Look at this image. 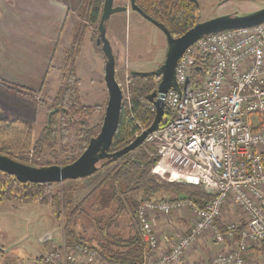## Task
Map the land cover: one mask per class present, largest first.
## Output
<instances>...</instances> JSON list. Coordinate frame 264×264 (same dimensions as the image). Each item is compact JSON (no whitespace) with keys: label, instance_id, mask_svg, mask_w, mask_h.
I'll list each match as a JSON object with an SVG mask.
<instances>
[{"label":"built area","instance_id":"obj_1","mask_svg":"<svg viewBox=\"0 0 264 264\" xmlns=\"http://www.w3.org/2000/svg\"><path fill=\"white\" fill-rule=\"evenodd\" d=\"M195 68H200L196 77ZM176 79L180 92L171 89L165 97L166 114L171 120L144 143L153 148L152 156L161 158L152 173L174 171L176 178L202 186L216 197L205 207L189 199L142 201L138 209L139 233L150 256L159 245L153 225L157 217L189 212L194 218L189 232L149 264H180L207 233L218 242L235 240L239 226L228 224L223 233L218 224L229 202L244 217L239 242L236 248L216 255L206 264H246L248 250L264 243V23L200 39L180 58ZM251 115L260 118L257 127L251 125ZM145 130L140 127L136 137ZM160 165L163 169L156 172ZM174 178L172 173L168 181ZM49 242L40 258L17 259L10 264L101 260L97 251L83 245H58L52 239Z\"/></svg>","mask_w":264,"mask_h":264},{"label":"trees","instance_id":"obj_2","mask_svg":"<svg viewBox=\"0 0 264 264\" xmlns=\"http://www.w3.org/2000/svg\"><path fill=\"white\" fill-rule=\"evenodd\" d=\"M135 2L147 17L163 25L174 39L183 36L200 23V7L196 0H135ZM103 3L104 0H87L85 18L87 24L96 26L93 43L98 53L104 57L102 47L96 41L99 36L98 24L101 19ZM82 41L83 37L76 32L73 44L67 53L65 65L61 69L60 90L54 98H51L52 108H48V116L52 113L50 123L47 116L46 125L36 138L33 126L26 122L10 119L0 121L1 156L35 168L52 166L50 164L40 166L35 163V159H40L46 150L55 148L59 142L66 143L74 123L78 125V147L73 151L76 156L64 165H60L65 166L73 163L86 150L90 140L99 134L102 124L92 127L89 118L98 113L102 109L101 106H85L80 100V79L76 73V60L80 54ZM199 74L200 70L195 68L194 77ZM160 80L157 76L142 78L129 75V99L123 101L119 127L110 153L118 152L131 145L136 140L140 127L148 129L152 126L156 110L152 111L154 106L150 103L149 96L157 90ZM25 94L34 100L37 95L39 96V94L29 91H26ZM39 105L45 106L44 103ZM77 117L82 118L81 121L75 122ZM170 120L171 118L165 114L160 128L165 127ZM145 147L144 145L116 161L108 163L103 161L101 168L93 175L105 170L109 171L82 203L98 196H101V200L108 197L112 202V207L116 209L115 214L103 230L104 242L96 244L97 246L85 243L81 232L75 231L77 224L75 216L83 212L82 203L71 211L66 196L51 194L54 184H23L14 176L0 172V205L19 203L22 205L39 204L48 207L56 221L60 222L62 216L67 218L68 224L65 229L67 246L79 244L93 249L98 252L101 260L110 264H144L146 255L150 257V250L142 241L138 230V209L140 203L144 201L143 199L168 201L161 199L159 195L163 191H171L183 195L182 199H189L200 207H205L216 197L215 194L207 193L202 186L177 185L175 182L159 184L153 181L150 177L151 171L159 164L161 158L154 156L150 160L153 148L146 149ZM31 153L35 157L34 161L30 158ZM139 194L142 195L141 202L135 200V195ZM124 213L131 215L129 236L125 238L117 234H109V227L117 224L120 216ZM242 229L241 227L237 231L238 239ZM221 231L225 233L224 228H221Z\"/></svg>","mask_w":264,"mask_h":264},{"label":"rangeland","instance_id":"obj_3","mask_svg":"<svg viewBox=\"0 0 264 264\" xmlns=\"http://www.w3.org/2000/svg\"><path fill=\"white\" fill-rule=\"evenodd\" d=\"M123 1L115 0V4H123ZM223 1L198 0L200 5V21L207 22L221 16L242 18L259 12L260 7H264V0H231V3L228 5L220 6V3ZM86 3L87 0H84L83 6L77 11V21L79 20L77 32L79 36L83 37L84 32L89 33L88 27H92L95 39L96 26L86 24ZM75 15V11L71 12L67 23H70L72 20L76 21ZM67 35H69L68 26L63 32V37H67ZM62 42L61 46L63 45ZM113 45L112 49L117 68L116 78L123 89L124 100H128L130 72L148 73L158 70L165 60L168 42L163 32L145 19L144 25L128 22L126 28L119 29ZM139 53L140 57L138 59ZM90 55L87 50L83 52L78 69L83 77L84 86L89 91L88 97L91 101V103H88L81 100L82 105H96L102 108L98 113L89 118L90 125L94 127L101 125L103 122L107 106L105 97L108 96V91L105 82V58L101 56V59H96L98 60L97 62L92 61ZM126 67H130L131 70L127 71ZM101 84H103V87H101L103 91L100 88ZM52 91L50 92L52 93ZM0 101H3V104L0 105V117L9 118L10 120H20L32 125L37 137L46 125L48 108H52L51 98L43 99L40 94L39 96L37 95L36 102L38 105L44 103L45 106L39 105L38 107L33 102L28 103L27 100L18 99L14 95L9 96L5 93L2 97L0 95ZM103 101L105 103L100 105ZM81 119L77 117L75 122H79ZM249 121L253 127H257L260 124V118L257 115H251ZM77 131L78 125L73 123L68 141L66 143L59 142L55 148L46 150L40 159H35V163L40 166L48 164L64 165L72 157L76 156L73 151L78 147ZM141 147H144V145ZM145 148L147 149L148 147L146 146ZM152 154L150 160L154 157ZM30 156L31 160L34 161L35 157L33 153ZM108 172V170H105L88 179L54 184L51 194L61 197L66 196L70 209L73 211L100 184ZM172 173L175 174L172 171L163 175H155L151 171L150 177L159 184H169L170 182H175L177 185L186 184L183 178H178L176 181H168ZM159 197L168 201L184 198L183 195L171 191H163ZM135 200L141 202L142 195H135ZM82 208L83 212L75 216V221L77 222L75 231L81 232V237L84 238L83 241L85 243L97 246L96 244L104 242L103 230L110 218L115 214L116 209L112 207L110 198L107 197V199L103 198L101 200V196L82 203ZM130 220L131 215L124 213L120 216L117 224L109 227L108 233L111 235L117 234L125 238L128 237L131 232ZM66 224H68V221L65 216H62L61 221L58 222L52 216L49 208L39 204L22 205L19 203H6L0 205V247L4 249L13 247L12 251L8 254H0V261H13L22 257L32 258L46 252L48 242H43L45 236L50 235L54 243H61L63 237L66 235Z\"/></svg>","mask_w":264,"mask_h":264},{"label":"crops","instance_id":"obj_4","mask_svg":"<svg viewBox=\"0 0 264 264\" xmlns=\"http://www.w3.org/2000/svg\"><path fill=\"white\" fill-rule=\"evenodd\" d=\"M83 2L84 0H0L1 97L4 93L9 96L14 95L18 99L27 100L28 103L33 102L39 107L36 99L26 96V91L40 94L43 99L54 98L58 94L62 80L61 69L65 65L67 53L78 29L77 11L83 6ZM118 6H128V11L112 15L107 23L106 36L112 48L119 29L126 28L128 22L144 25L145 21L142 16L131 10L130 0H124L123 4H115V7ZM74 11L76 12V21L72 20L67 23L71 12ZM67 26L69 35L64 38L63 32ZM88 29L89 33L84 32L80 54L76 60V73L80 79V100L91 103L88 97L89 91L84 86L78 65L85 50L91 54L92 61L98 62L96 59H101V55L93 43L94 29L92 27H88ZM110 35H112L111 38ZM139 57L140 53L137 58L139 59ZM126 69L127 71L131 70L130 67H126ZM101 87L103 84L100 85ZM101 89L103 91V88ZM51 90H53L52 93ZM105 102H108V96L105 97ZM105 102L103 101L100 105ZM1 104L3 101H0ZM0 118V121L9 119ZM34 135L37 137L35 129ZM49 210L51 212L50 208ZM193 220L194 218L189 212H181L171 217H157L153 225L159 238V245L152 252L153 255L145 261V264L153 262L168 252L179 237L189 232ZM218 224L220 229L225 228L228 224H236L241 228L244 224V217L236 205L229 202ZM238 242V238L218 242L212 233H207L189 250L180 264H205L216 255L233 250ZM64 244H66L65 237L58 245ZM12 249L13 247H11V251ZM45 253H40L32 258L17 259H38ZM245 259L246 264H264V243L253 245L245 254ZM16 260H2L1 263L10 264ZM80 264H104V262L100 259L92 262L80 259Z\"/></svg>","mask_w":264,"mask_h":264},{"label":"water","instance_id":"obj_5","mask_svg":"<svg viewBox=\"0 0 264 264\" xmlns=\"http://www.w3.org/2000/svg\"><path fill=\"white\" fill-rule=\"evenodd\" d=\"M130 8L147 21L153 23L163 32L168 42V51L163 64L154 72L141 73L132 71L133 77H159L160 83L155 92L149 96L150 103L156 110V117L152 126L136 137V140L126 148L110 153V149L119 127L124 94L121 85L116 78V60L113 49L107 39V23L110 17L119 12H127L128 6L115 7V0H104L101 19L98 24L97 44L102 47L106 61L105 82L108 91V102L99 134L92 138L86 150L71 164L60 166L35 168L18 163L8 157L0 155V172L14 176L20 183L26 184H59L66 181H78L93 176L100 168L103 161H116L127 154L134 152L144 145L149 135L160 129V125L166 114L165 97L169 90L180 92L176 79V68L180 58L191 46L200 39L211 34L246 29L259 26L264 23V9L246 17L238 18L223 16L207 22H200L183 36L174 39L170 32L158 22L147 17L136 5L135 0H130ZM200 70V68H197ZM52 113L48 116L50 123ZM51 236L47 235L43 242H49ZM11 248L0 247V254H8Z\"/></svg>","mask_w":264,"mask_h":264},{"label":"flooded vegetation","instance_id":"obj_6","mask_svg":"<svg viewBox=\"0 0 264 264\" xmlns=\"http://www.w3.org/2000/svg\"><path fill=\"white\" fill-rule=\"evenodd\" d=\"M197 1V4L199 5V2H198V0H196ZM239 1H245V0H239ZM229 3H231V0H224L223 2H221L220 3V6H223V5H228ZM199 7H200V5H199ZM264 9V7L263 6H261L260 7V9H259V11H261V10H263ZM221 17H223V16H221ZM201 22V21H200Z\"/></svg>","mask_w":264,"mask_h":264},{"label":"bare ground","instance_id":"obj_7","mask_svg":"<svg viewBox=\"0 0 264 264\" xmlns=\"http://www.w3.org/2000/svg\"><path fill=\"white\" fill-rule=\"evenodd\" d=\"M167 160V159H166ZM163 169V165H160L159 167H158V169H157V171L156 172H160V170H162ZM173 177H176V175L175 174H173ZM179 178V177H178ZM178 178H174V179H172L171 181H176V180H178Z\"/></svg>","mask_w":264,"mask_h":264}]
</instances>
